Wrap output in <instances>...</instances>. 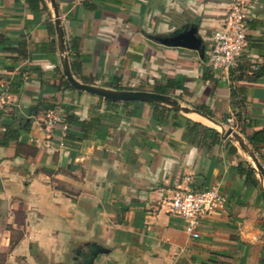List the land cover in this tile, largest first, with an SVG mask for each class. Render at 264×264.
Segmentation results:
<instances>
[{"label": "crops", "instance_id": "obj_1", "mask_svg": "<svg viewBox=\"0 0 264 264\" xmlns=\"http://www.w3.org/2000/svg\"><path fill=\"white\" fill-rule=\"evenodd\" d=\"M56 3L76 80L133 91L171 84L168 95L182 105L223 124L232 117L253 151L246 138L264 128V0L246 6V47L236 63L261 74L229 82L207 60L231 0ZM190 26L201 54L154 40ZM62 77L46 1L31 8L0 0V140L7 125L27 123L0 145V264H264V188L256 170L257 184L236 170L247 154L235 140L162 105L120 103L115 118L105 99L64 88ZM92 109L106 113L88 139L65 145L44 128L50 112L88 121ZM257 148L264 168V143ZM211 188L225 204L194 239L169 202L178 189Z\"/></svg>", "mask_w": 264, "mask_h": 264}, {"label": "built area", "instance_id": "obj_2", "mask_svg": "<svg viewBox=\"0 0 264 264\" xmlns=\"http://www.w3.org/2000/svg\"><path fill=\"white\" fill-rule=\"evenodd\" d=\"M81 3L87 0H74ZM249 0H231V7L225 27L212 35V42L208 53V65L219 73L220 79L229 82V72L236 67L238 58L246 47L245 9ZM257 67L252 65L248 73ZM3 100L0 97V106ZM59 116L50 112L44 121L45 130L51 134L59 120ZM226 124L236 130L232 117L226 119ZM66 126L63 125L61 133L64 134ZM225 198L217 188L205 191H192L178 189L173 193L169 202L171 213L182 219L187 234L196 239L199 237L197 228L205 218L216 211L223 209Z\"/></svg>", "mask_w": 264, "mask_h": 264}, {"label": "water", "instance_id": "obj_3", "mask_svg": "<svg viewBox=\"0 0 264 264\" xmlns=\"http://www.w3.org/2000/svg\"><path fill=\"white\" fill-rule=\"evenodd\" d=\"M45 1L52 10L54 16L56 39L59 46L62 74L65 80L73 89L82 93L95 95L107 100L138 101V102L166 106L178 113H182L185 115L196 114L211 122L213 125H210V127L215 130L217 129V131L221 134L223 138L235 140V142H237L240 149L243 152H245L252 161L254 170L258 172L259 178L261 180L264 179V168L258 161L255 153L252 150H250L247 145L243 143L240 135L237 132L233 131L227 124L217 122L211 117L207 116L206 114L200 112L195 108H190L188 106L182 105L178 100H176L170 95H163V94L155 93L153 91L113 90L104 87H97L88 84H83L78 80H76L70 70L68 63L64 32L60 24L59 12H58V6L56 0H45ZM154 40L159 42L161 45L168 47H177V48L197 51L200 54L203 52L202 42L197 36V28L194 26L183 28L179 32L175 33L172 37H168V38L155 37ZM89 264H92V262L90 261Z\"/></svg>", "mask_w": 264, "mask_h": 264}, {"label": "trees", "instance_id": "obj_4", "mask_svg": "<svg viewBox=\"0 0 264 264\" xmlns=\"http://www.w3.org/2000/svg\"><path fill=\"white\" fill-rule=\"evenodd\" d=\"M28 2V4L31 6V8L36 7L38 8L39 6V2L41 0H26ZM252 66V65H250ZM249 65H244V66H236V68H234V70L232 69L229 72V80L230 81H234V80H240L244 77H258L261 74V70L262 68L257 67L256 70L252 71V75L251 76H246L247 74L245 73L246 70L249 71ZM246 74V75H245ZM62 86H64V88H68V89H72V87L68 84V82L64 79V77H62ZM171 87V84L167 85L165 88L160 86V85H154V87L152 88V91L155 93H159V94H163V95H168V88ZM54 90L59 91L60 88L56 87ZM232 92L234 93V90H232ZM105 102L107 105L112 106L114 108V117L117 118L118 116V106L120 103H123L124 106L128 107L131 106L133 104H142V102H138V101H112V100H107L105 99ZM154 108V110H159L161 107L157 104H151ZM42 108H40V106H36L34 109V116H37L41 113ZM53 110L51 108H44V115L46 114V112ZM162 110L165 111H170L166 108L162 107ZM199 110L205 112L207 115L211 116L212 115L209 112H206L202 109L199 108ZM105 113L106 111H98L97 109H92L89 110V119L87 120H80L79 117L70 112V111H66L64 113V115L58 120L53 133L55 134V139L60 143L63 144H75L79 141H82L84 139H88V135L95 130H98L99 128L102 127L101 121H103L102 119L105 118ZM120 119V117H118ZM23 126H21L20 128L17 129H24L26 130V126L27 123L24 121L23 122ZM65 125L66 126V130L64 132V134L61 133V129L62 126ZM196 126L199 127L198 124H194ZM16 129V130H17ZM207 131H211L215 136H218V134L210 129L204 128ZM15 129L12 130V125H7L6 126V130L5 133L3 135V138L0 140V145H7L8 141L11 140H16L19 137V134L17 133ZM76 131H79L80 133H82L81 135H78L76 133ZM247 142L248 144L252 147L253 151H255L256 153H258V148L257 146L260 144L264 143V128H262L259 131H256L254 133H252L250 136H248L247 138ZM236 170L241 174V175H245V178L250 180L253 184H257V180H256V176H255V171L254 169L249 165V163L242 159L238 165L236 166Z\"/></svg>", "mask_w": 264, "mask_h": 264}, {"label": "bare ground", "instance_id": "obj_5", "mask_svg": "<svg viewBox=\"0 0 264 264\" xmlns=\"http://www.w3.org/2000/svg\"><path fill=\"white\" fill-rule=\"evenodd\" d=\"M191 118H193V119H195V120H197V121H199V122H202L203 124H207V125H213L211 122H209L208 120H206V119H204V118H202V117H200V116H198V115H196V114H190L189 115ZM249 158V157H248ZM252 163V162H251ZM252 165H253V163H252ZM262 182V184H263V188H264V179L261 181Z\"/></svg>", "mask_w": 264, "mask_h": 264}, {"label": "rangeland", "instance_id": "obj_6", "mask_svg": "<svg viewBox=\"0 0 264 264\" xmlns=\"http://www.w3.org/2000/svg\"><path fill=\"white\" fill-rule=\"evenodd\" d=\"M243 156H244V158H243V159H244V160H247V161L249 162V164H251V163H250V162H251V160H250V159H249V158H248L246 155H244V154H243Z\"/></svg>", "mask_w": 264, "mask_h": 264}]
</instances>
